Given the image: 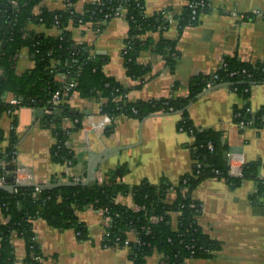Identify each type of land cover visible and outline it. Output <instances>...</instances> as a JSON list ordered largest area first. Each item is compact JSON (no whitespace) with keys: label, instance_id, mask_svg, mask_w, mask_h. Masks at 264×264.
I'll list each match as a JSON object with an SVG mask.
<instances>
[{"label":"crops","instance_id":"0c3cea01","mask_svg":"<svg viewBox=\"0 0 264 264\" xmlns=\"http://www.w3.org/2000/svg\"><path fill=\"white\" fill-rule=\"evenodd\" d=\"M98 1L76 0L72 6L76 13L83 14ZM208 4L209 11L200 16L197 25L180 31L178 19L188 5L186 0H145L148 17L162 15L173 22L164 34L152 32L140 40L152 38L157 43L163 35L168 41L176 42L179 56L171 71L154 46L138 52V64L150 68L143 81L127 75L123 51L129 26L124 17L114 18L99 29L93 23H86L70 31L77 46L87 45L93 54L107 59L105 75L128 91L129 102L186 98L194 89H199L201 78L216 72L227 58L236 57L252 65L264 63V0H208ZM42 9L64 11L67 0H44L35 8V14H40ZM27 33L47 38L61 35L56 27L34 23L27 26ZM14 63L18 76L35 66L34 57L27 49L18 53ZM57 80L66 79L59 76ZM102 103L101 96L84 99L74 92L61 104L69 105L71 114L81 116L82 127L73 131L67 140L68 148L77 158L74 165L52 159L55 138L52 130L44 125L43 114L38 116L37 110L21 107L12 115H1L0 131L4 139L0 142V153L7 150L14 134L20 185L72 180L84 183L91 165L90 182L107 181L129 187L144 181L154 186L164 181L176 185L193 173L196 159L190 147L192 139L178 130L179 114H153L143 120L120 116L111 121L101 114ZM246 103L227 86L220 85L203 90L187 109L196 128L221 131L230 148L242 150L232 155L229 149L226 154L233 176H240L244 165L256 162L260 163L258 175L264 176V128L241 130L234 121L235 109L244 108ZM248 103L252 113L264 110V85L252 88ZM65 121L66 127L73 126L71 121ZM111 126L112 133L106 135V129ZM193 197L202 205L198 223L217 242L219 250L210 258L193 260L190 264H264V192L258 194L256 181L233 186L225 180L208 179L196 188ZM119 202L134 207L130 196L119 198ZM76 218L86 228L83 240L71 227H61L41 217L33 221L43 264H134L128 248L103 246L107 226L102 211L89 208L77 212ZM1 222L6 224L8 219L1 217ZM176 226L175 215L173 228ZM11 244L16 264H24L25 241L13 234ZM159 262L160 256L155 254L146 264Z\"/></svg>","mask_w":264,"mask_h":264},{"label":"trees","instance_id":"16d2710c","mask_svg":"<svg viewBox=\"0 0 264 264\" xmlns=\"http://www.w3.org/2000/svg\"><path fill=\"white\" fill-rule=\"evenodd\" d=\"M43 1L0 0V116L5 113L12 115L21 107L42 110L43 123L52 130L55 138L52 159L55 162L76 164L77 158L68 148L67 140L73 131L82 127L81 116L71 114L69 105H49L54 94L64 84L57 78L64 76L68 81L75 79L77 83L70 95L77 92L84 99L101 96V114L111 121L120 116L143 120L153 114H179L178 130L192 139L190 147L196 165L193 173L181 178L176 185L164 181L154 186L144 181L138 186L129 187L92 180L87 186L40 189L38 192L34 187L15 185L17 140L11 134L9 147L0 153V162L6 161V169L14 167V170L7 171L0 167V176L12 178L8 184L15 186L12 191L0 189V216L8 219L3 224L0 217V264H16L11 244L13 234L25 241L27 255L24 264H43L44 258L33 232V221L40 217L61 227H71L79 239H85L86 228L78 222L76 213L87 208L102 211L105 217L112 220L103 240L105 248L113 249L118 244L122 246L128 239L127 233H138L141 244L131 243L129 247L130 259L134 264H146L147 259L155 254L163 257L159 264H188L187 259L212 257V253L219 250V245L203 232L198 223L202 205L193 199L194 191L202 182L217 178L233 186L254 180L258 184V194H261L264 192V176L258 175L259 162L244 165L241 176H233L226 157L230 147L224 142L223 133L215 129L200 130L189 117L187 107L205 90L210 76L201 78L199 89H194L186 98L131 103L128 101V91L105 75L103 69L107 59L93 54L87 45H78L74 49L75 41L70 29L86 23H93L97 29L102 28L104 25L101 23L116 18L117 10L121 9L129 26L125 41L127 49L123 51L127 75L143 81L150 68L138 64L137 54L141 50L154 46L171 71L175 69L179 56L176 42L168 41L163 35L157 43L152 38L144 42L140 40L141 36L152 32L164 34L169 29V21L162 15L148 17L145 0H99L83 14L73 9L76 0H67V9L64 11L42 9L40 14H35V8ZM186 1L188 5L204 1L206 6L198 8L197 18L192 20L191 9L187 5L178 19L180 31L197 25L200 16L209 11L208 0ZM31 23L47 28L56 27L61 35L47 38L41 34H28L27 26ZM23 49H27L34 57L35 66L18 76L14 59ZM215 74L218 86H227L247 101L244 108L235 109V124L241 130L247 127L263 129L264 110L252 113L248 99L254 86L264 85V63L252 65L236 57L227 58ZM9 94L19 101L17 105L7 103L5 99ZM46 110H50V114ZM65 120L71 121L73 126L66 127ZM112 131L113 126L106 129V135ZM3 139L4 135L0 131V142ZM171 189L175 192H171ZM128 196L132 198L133 208L119 202V198ZM192 205H196V208H192ZM175 215L177 226L174 229ZM154 217L159 220L153 222Z\"/></svg>","mask_w":264,"mask_h":264},{"label":"built area","instance_id":"2783aa9c","mask_svg":"<svg viewBox=\"0 0 264 264\" xmlns=\"http://www.w3.org/2000/svg\"><path fill=\"white\" fill-rule=\"evenodd\" d=\"M188 6L191 9L192 20H195L197 18V16H198V11H197L198 8L205 7L206 6V2L201 1L197 5L194 4V3H190ZM115 16H116V18L117 17H124L123 11L121 9H118L116 14H115ZM172 22H173L172 19L169 20L170 25H171ZM105 24H106L105 21L101 23V25H105ZM126 49H127V45L125 44L124 51ZM65 79L66 80L63 82L64 84H63L62 89L54 94L52 100L49 102V105H51V106L61 105L70 96L71 92H73V89L77 85L76 80L72 79V80L68 81V78H66V77H65ZM217 81H218V77H217V75L214 72L212 75H210V78L207 80L206 86H205V90H212V89L216 88L218 86ZM5 100L10 105H17L18 102H19L14 97H9V98H6ZM50 112H51L50 110H46L47 114H50ZM241 128H243V126ZM247 128H249V127H247ZM210 149H212V147H210ZM6 165H7L6 161L0 162V167H2L3 170L6 169ZM197 167L200 168V165L197 164ZM7 170H8V168L6 169V171ZM14 176H15V185H19L20 186L19 175H18V171L17 170L14 172ZM240 176H241V174H240ZM5 184H7L6 183V179H5V175L4 176H0V187L5 185ZM36 190L39 192L40 189L37 188ZM171 190H172L171 192H175L174 189H171ZM14 191L16 192L17 189H15ZM193 199H194V197H193ZM191 207L192 208H196V205H192ZM87 209H89V208H87ZM102 215L104 216L103 212H102ZM104 220H105L106 226L109 227L110 223L112 222L111 218L104 216ZM158 220H159L158 218H155V217L152 218L153 222H157ZM105 235H106V233H105ZM127 237H128V239L125 240L123 245L119 246V244H118V245H116V248H121V249L128 248V249H130L129 247H130L131 243H134L136 245H140L141 244V241L138 238V233L136 231H130L129 233H127ZM161 259H163L162 256H160V261H161ZM191 261H193V260L192 259H187L186 260V262L188 264H190Z\"/></svg>","mask_w":264,"mask_h":264},{"label":"water","instance_id":"95a60500","mask_svg":"<svg viewBox=\"0 0 264 264\" xmlns=\"http://www.w3.org/2000/svg\"><path fill=\"white\" fill-rule=\"evenodd\" d=\"M77 48V44L74 45V49ZM73 113V111H72ZM36 114L38 116L42 115V110H37ZM165 115V114H162ZM154 117V116H151ZM231 154H240L241 153V149L238 147H231L230 148ZM9 170H14V167L11 166L8 168ZM93 170V165H91L88 169V177L87 180L84 183H75V182H65V183H59V184H49V185H37V184H27V185H20L17 187H34V188H38V189H54V188H60V187H73V186H78V185H83V186H87L90 183V179H91V173ZM12 182V178H7L6 179V183L5 185L1 186L0 189L2 190H6V191H12L14 189L15 186L9 185L8 183Z\"/></svg>","mask_w":264,"mask_h":264}]
</instances>
